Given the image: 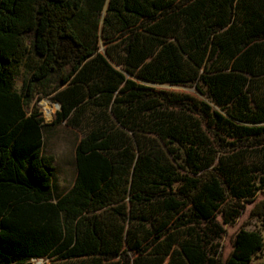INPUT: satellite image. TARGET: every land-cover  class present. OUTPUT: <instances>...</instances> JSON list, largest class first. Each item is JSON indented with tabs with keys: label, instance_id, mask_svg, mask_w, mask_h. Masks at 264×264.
I'll return each instance as SVG.
<instances>
[{
	"label": "trees",
	"instance_id": "obj_1",
	"mask_svg": "<svg viewBox=\"0 0 264 264\" xmlns=\"http://www.w3.org/2000/svg\"><path fill=\"white\" fill-rule=\"evenodd\" d=\"M59 126L76 145L57 196L44 134ZM247 206L256 225L225 254ZM263 251L264 0H0V264Z\"/></svg>",
	"mask_w": 264,
	"mask_h": 264
},
{
	"label": "rangeland",
	"instance_id": "obj_2",
	"mask_svg": "<svg viewBox=\"0 0 264 264\" xmlns=\"http://www.w3.org/2000/svg\"><path fill=\"white\" fill-rule=\"evenodd\" d=\"M164 90L179 92L195 96L194 92L190 89L184 88H171L163 87ZM47 102L53 106V109L47 113V109L44 103ZM40 112L42 113L44 122L49 124L54 114L59 110V107L47 99H42L38 103ZM45 153L52 155L55 160V174H54V188L55 194L61 195L65 189H68L73 182L75 175V145H76V134L65 127L59 126L51 130V132L45 131ZM250 206H247L246 212L240 221L233 226L226 227V234L221 241L222 250L225 254L231 250L232 240L235 233L241 226H246L247 229L253 228L256 223L253 219H248L247 211ZM264 262V251L260 259L255 260L252 264H258ZM28 264H43L42 260H33Z\"/></svg>",
	"mask_w": 264,
	"mask_h": 264
},
{
	"label": "bare ground",
	"instance_id": "obj_3",
	"mask_svg": "<svg viewBox=\"0 0 264 264\" xmlns=\"http://www.w3.org/2000/svg\"><path fill=\"white\" fill-rule=\"evenodd\" d=\"M44 106L47 109V113L53 109V106L51 104L47 103V102L44 103Z\"/></svg>",
	"mask_w": 264,
	"mask_h": 264
}]
</instances>
